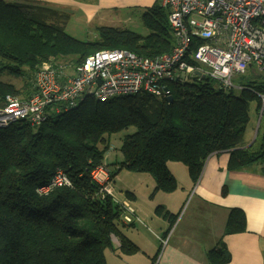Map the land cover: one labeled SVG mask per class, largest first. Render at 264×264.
<instances>
[{
  "label": "trees",
  "instance_id": "1",
  "mask_svg": "<svg viewBox=\"0 0 264 264\" xmlns=\"http://www.w3.org/2000/svg\"><path fill=\"white\" fill-rule=\"evenodd\" d=\"M67 16L45 3L0 0V106L7 95L32 88L25 91L3 77H28L33 85L42 62L66 58L77 64L102 48L157 56L173 46L169 10L159 2L145 13V35L102 27L97 39L83 41L67 31ZM240 86L237 93L197 77L170 84L171 102L147 93L105 102L86 98L41 125L19 120L0 128V264H107L108 249L139 251L122 230L119 206L91 181L90 171L110 149L107 135L136 128L121 138L122 161L113 177L124 169L150 174L156 191L178 188L171 161L184 163L195 182L214 153H229L230 170L264 165V112L253 143L246 138L252 105L258 117L263 108L264 79L253 75ZM57 168L72 177L74 187L40 196L37 187ZM156 211L171 229L178 215L161 205ZM245 229L244 211L233 208L225 235ZM209 258L225 264L229 255L216 247Z\"/></svg>",
  "mask_w": 264,
  "mask_h": 264
},
{
  "label": "built area",
  "instance_id": "2",
  "mask_svg": "<svg viewBox=\"0 0 264 264\" xmlns=\"http://www.w3.org/2000/svg\"><path fill=\"white\" fill-rule=\"evenodd\" d=\"M169 10L173 46L169 52L144 56L123 48H104L77 64L45 61L36 68L26 95L9 94L0 106V128L19 120L41 125L51 116L77 107L86 98L105 102L147 93L171 95L170 84L209 77L219 88L236 89L245 74L264 79V0H155ZM200 42L199 44H197ZM25 96V97H24ZM92 183L122 212L125 224L137 214L116 194L113 170L106 161L90 171ZM74 187L62 168L37 187L48 196ZM116 245H121L113 235Z\"/></svg>",
  "mask_w": 264,
  "mask_h": 264
},
{
  "label": "crops",
  "instance_id": "3",
  "mask_svg": "<svg viewBox=\"0 0 264 264\" xmlns=\"http://www.w3.org/2000/svg\"><path fill=\"white\" fill-rule=\"evenodd\" d=\"M40 2L75 14L79 9L93 12L118 0H8ZM95 1V2H94ZM153 5L155 0L149 1ZM112 169L122 161V154L108 151L105 156ZM229 153H214L207 159L197 182L185 170L179 175V164L169 162L178 181V188L167 193L156 191L155 179L146 173H135L127 180L122 170L115 177L118 197L131 201L137 214L122 230L138 246L139 251L125 254L124 264H211L209 251L222 249L229 255L225 264H264V165L254 164L240 169L228 168ZM129 171V170H128ZM132 172V171H131ZM177 174V175H176ZM115 189V190H116ZM144 190L145 192H142ZM149 208L144 207L146 200ZM178 217L170 229L168 218L156 211L157 206ZM233 208H240L246 217V229L225 235ZM122 259H125L122 257ZM108 264V263H107Z\"/></svg>",
  "mask_w": 264,
  "mask_h": 264
},
{
  "label": "rangeland",
  "instance_id": "4",
  "mask_svg": "<svg viewBox=\"0 0 264 264\" xmlns=\"http://www.w3.org/2000/svg\"><path fill=\"white\" fill-rule=\"evenodd\" d=\"M150 0H118V2H114L113 4L100 7L94 13L86 12L85 10L79 9L75 14H70L68 11V16L66 17V29L67 31L74 36L75 38L83 41L87 40H95L99 36V30L102 27H114L117 30H129L134 31L140 34H148L149 29L146 26L145 23V13L151 7ZM95 2V1H94ZM64 19H62L63 21ZM104 49V48H102ZM101 50V49H98ZM97 50V51H98ZM71 59H68L66 61L65 59H61L57 61L58 63H66L69 62L73 64L74 61H70ZM250 76H253V74H245L243 76H238L237 78H234L233 82L234 85L237 87L236 92L239 93L240 88L242 84L247 83V80ZM4 80L10 81L16 84L18 88H23L25 91L29 90L32 86V84H28L31 80L28 79V77H21L16 78L14 76L5 75L3 77ZM30 80V81H29ZM24 95V94H23ZM25 97V96H24ZM259 117L256 114L255 110V104L251 107V118L248 124V129L246 133V138L248 141H253L256 128L258 126ZM135 127H130L128 130H124L123 132L119 134L112 135L108 138V142L110 143V151L116 152L118 155L120 154V147L122 145V140L126 134L135 132ZM105 159V158H104ZM103 159V161H104ZM174 164H179V175L181 176L182 170H185L184 174L188 173L187 166L182 162H175ZM175 175V170L172 168ZM135 173L131 171H124L123 175L127 176V180L132 179V176ZM185 176L187 177V175ZM177 175V174H176ZM137 176V175H136ZM176 177V176H175ZM116 189V188H115ZM118 190L116 189V192ZM119 192V191H118ZM117 192V193H118ZM142 192H145L142 190ZM119 194V193H118ZM128 202V201H127ZM129 205L134 207L131 201L129 200ZM151 206V201L148 199L144 202V207L149 208ZM135 208V207H134ZM136 209V208H135ZM112 249H108L106 251V258L108 264H124L125 260L127 258L124 255H118L114 254L112 252ZM125 258V259H122Z\"/></svg>",
  "mask_w": 264,
  "mask_h": 264
},
{
  "label": "water",
  "instance_id": "5",
  "mask_svg": "<svg viewBox=\"0 0 264 264\" xmlns=\"http://www.w3.org/2000/svg\"><path fill=\"white\" fill-rule=\"evenodd\" d=\"M192 77H193V78H197V77H199V74H197V73H193V74H192ZM167 100L171 102V101L173 100V96H172V95H168V96H167ZM263 112H264V104H263V108H262V110H261V114H260V116H259L258 126H257V128H256V133H255V136H254L253 141L255 140L256 135H257V133H258V131H259V125H260V123H261V119H262V116H263ZM251 143H253V142H251ZM249 145H250V144H249Z\"/></svg>",
  "mask_w": 264,
  "mask_h": 264
},
{
  "label": "bare ground",
  "instance_id": "6",
  "mask_svg": "<svg viewBox=\"0 0 264 264\" xmlns=\"http://www.w3.org/2000/svg\"><path fill=\"white\" fill-rule=\"evenodd\" d=\"M109 151V150H108ZM104 161H106L108 163V165L112 168V166L110 165L108 159L105 157ZM113 170V169H112ZM199 180V179H198ZM197 182V181H196Z\"/></svg>",
  "mask_w": 264,
  "mask_h": 264
}]
</instances>
